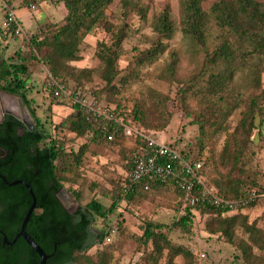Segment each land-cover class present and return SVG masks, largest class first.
<instances>
[{
	"label": "trees",
	"instance_id": "trees-1",
	"mask_svg": "<svg viewBox=\"0 0 264 264\" xmlns=\"http://www.w3.org/2000/svg\"><path fill=\"white\" fill-rule=\"evenodd\" d=\"M12 1L14 0H7L8 3ZM36 1L22 0L27 5ZM50 1L55 4L64 3L67 9L64 22H45L34 31L28 30L26 34L33 57L47 66L55 81L65 83L66 78L71 77L78 85L76 90H84L85 81L91 72L87 68L78 71L71 63L83 59L81 45L101 24L112 34L111 42L102 40L97 43L96 55L102 63L100 78L104 85L94 91V95L101 104L113 111L115 118L107 121L79 106H73L74 113L62 121L59 128L69 129L78 137L89 135L92 142L108 146L135 137L129 160L131 167L133 156L147 145L144 134L136 128L142 126L164 129L171 115L167 110L170 98L152 91L153 108L142 100L128 108L121 94L132 81L139 79L137 68L156 61L168 50L169 41L174 35L170 8L165 7L155 18L152 24L154 36L150 46L138 51L134 63L128 65L126 74L123 75L119 69V57L122 43L127 37L126 28L120 27L115 32L107 23V9L114 0ZM205 1L182 0L183 32L191 35L195 43L204 45L207 26L214 20L220 29L229 32L237 40H250V49L245 50L241 45L234 49L231 41L226 38L215 49L206 51L202 73L193 75L189 82L179 83L177 90L183 101L189 90L194 92L193 85L204 81L205 72L212 70L206 86L198 87L195 91L201 101L200 111L193 119L199 127L197 141L190 146L193 151L189 152L180 149L176 143L169 145L186 160L203 161V168L199 173L204 177L206 185L217 188L220 197L238 200L247 196L251 189L247 185L256 184V173L251 171L247 163L254 153V147L264 140V107L254 97L233 95L232 68L254 54H264V2L219 0L208 12L203 7ZM122 7L125 15L136 11L141 16H146L145 7L133 0H123ZM1 34L8 37L11 33L3 29ZM173 56L172 65L175 66L177 59L174 53ZM29 80L28 68L23 62L10 63L0 55V91L23 98L37 124V127L30 130L21 120L10 114L0 123V146L8 151L7 157L0 161L3 175L8 181L7 183L0 178V188H5L7 205L4 219H1L0 212V264H40L39 254L23 237L14 245L4 243V236L12 241L19 233L33 203V197L25 184L10 185L16 180L29 184L37 199L27 232L51 255L47 264H113L114 255L109 247L89 253L94 246L103 244L110 234V231H94L95 218L106 217L113 209H107L99 201L92 199L70 212L57 196L65 182L75 183L82 174L81 168L89 150V143L83 144L78 151L68 150L64 136L52 137L46 132L43 124L35 117V110L28 98V91L32 87ZM242 104L245 105V110L241 112L236 126L230 130L227 121ZM127 127L135 131L132 137L126 134ZM222 133H226V138L221 151L211 153L204 160L202 155L208 144ZM181 178L179 176L166 182H150L148 189H145V184L136 185L129 193H124L121 185L118 201L130 200L139 190L150 191L159 186H168L174 189L183 203V191L179 185ZM201 188V185L197 187ZM260 194L247 208L264 199V188L260 189ZM76 196L78 197L77 194ZM18 201L20 207L17 208ZM118 201L113 203V208ZM184 206L186 213L174 221L172 227L188 231L192 224V210L200 209L203 214L211 215L206 222L207 231L236 246L244 264H264V228L258 226L256 221H250L249 215L245 213L247 208L231 212L227 207L209 204ZM166 227L167 225L151 221L145 225L142 235L135 236L134 239L141 246H151L150 250H145V264H162L165 252L168 254L164 264H177L174 259L179 255L184 257V264H195L193 252L184 246H175L164 231ZM243 235H247V238Z\"/></svg>",
	"mask_w": 264,
	"mask_h": 264
},
{
	"label": "rangeland",
	"instance_id": "rangeland-1",
	"mask_svg": "<svg viewBox=\"0 0 264 264\" xmlns=\"http://www.w3.org/2000/svg\"><path fill=\"white\" fill-rule=\"evenodd\" d=\"M122 1L114 0L108 7L107 23L115 32L120 27L126 28L127 37L122 43L119 57V69L123 75L126 74L128 65L134 63L138 51L150 46L154 36L152 24L167 6L170 8L174 35L169 41L168 50L160 58L136 69L139 79L132 81L122 90L121 98L128 108L139 100L145 101L150 108H153L152 91L168 96L170 100L167 110L171 115L167 126L161 130L142 126L136 129L147 138L159 143H176L183 151H193L190 146L195 145L199 135V127L193 119L200 111L201 102L195 91L198 87L206 86L208 75L212 70L205 72L204 81L199 85H193L194 92L189 90L183 101L177 94L179 83L189 82L193 75L202 73L206 51L215 49L224 39L228 38L234 49L237 45H241L245 50L250 49V40H237L211 20L206 30V42L204 45H199L191 35L183 32L182 0H133L145 7L144 17L136 11L125 15ZM217 1L219 0H206L203 3L204 9L210 12L212 5ZM260 1L264 2V0ZM8 8L15 12L21 22L23 32L18 36L9 34L5 37L1 34ZM66 14L64 3L55 4L50 0H37L31 5L23 3L22 0H14L11 3L0 0V55L7 58L10 63L23 62L27 66L29 82L32 84L28 98L35 110V117L43 124L46 132L52 137L64 136L67 139L68 150L78 151L83 144L89 143V150L85 154L81 168L82 174L75 183L65 182L58 194L70 212H74L79 205H86L92 199H96L107 209H113L108 216L95 218L94 231L96 233L110 231V234L103 244L94 246L89 253L93 254L98 249L109 247L114 255L113 264H145V250H150L151 246L145 248L134 238L143 234L148 222L154 221L167 225L164 231L175 246H184L193 252L195 264H244L236 246L225 238L207 231L206 222L210 219V214H203L200 209H193L192 224L188 231L172 227L174 221L186 213L185 206L173 188L159 186L150 191L139 190L130 200L118 201L121 185L131 169L129 160L132 147L135 145V137L130 136L132 138L108 146L104 143L92 142L89 135L78 137L69 129L59 128L60 123L74 113L73 106L67 97L62 99L53 97L50 85L53 77L47 66L33 57L26 32L34 31L45 22L62 24ZM111 39V32L101 24L81 45L80 52L83 59L71 63L78 71L85 68L90 70L91 75L86 79L84 89L94 92L103 87L100 78L102 63L96 55V49L99 41L111 42ZM173 53L177 59L175 66L172 65ZM232 71L233 95L243 98L254 97L257 103L260 102L264 107V54L248 57L238 63V66L233 67ZM65 83L70 89H78V85L71 77H67ZM2 93L4 92L0 91V104ZM229 95L231 97V94ZM244 110L245 105L242 104L228 119L227 125L230 130L236 126ZM32 118L36 122L33 116ZM225 138L226 133L219 134L208 144L202 155L204 160L211 153L221 151ZM247 164L251 171L256 173V184L246 187L259 190L264 188V140L254 147V153ZM115 201H118V204L113 208ZM245 213L249 215L250 221H256L258 226L264 228V199L247 208ZM239 236L242 237L240 233ZM243 237L246 239L247 235ZM167 254L168 252H165L161 260L162 264L167 261ZM174 261L177 264H184L185 259L179 255Z\"/></svg>",
	"mask_w": 264,
	"mask_h": 264
},
{
	"label": "built area",
	"instance_id": "built-area-1",
	"mask_svg": "<svg viewBox=\"0 0 264 264\" xmlns=\"http://www.w3.org/2000/svg\"><path fill=\"white\" fill-rule=\"evenodd\" d=\"M4 29L7 33L15 36L23 32L19 18L10 8L7 10ZM50 85L55 99L67 97L72 106H79L96 117H102L107 121L115 118L113 111L101 104L93 91L89 89L73 90L67 84L57 82L54 79H51ZM134 132L132 128H126L127 135L131 136ZM144 137L147 140V145L132 158L130 172L122 183L124 193L133 191L136 185L145 184V189H148L150 182H166L181 176L179 185L183 191V204L191 207L209 204L224 206L231 212H236L240 208H247L261 196L259 189L251 188L247 196L238 200H227L220 197L217 188L206 185L204 177L199 173L203 168L202 160L191 162L186 160L171 145L159 143L145 135ZM200 185L202 188L197 189Z\"/></svg>",
	"mask_w": 264,
	"mask_h": 264
},
{
	"label": "water",
	"instance_id": "water-1",
	"mask_svg": "<svg viewBox=\"0 0 264 264\" xmlns=\"http://www.w3.org/2000/svg\"><path fill=\"white\" fill-rule=\"evenodd\" d=\"M5 114H10V115L15 116L16 118L21 120L25 124V126L27 128H29L30 130H33L35 128L36 122L33 120L32 116H31L32 114H31L27 104L25 103L24 99L21 97L17 98V96L11 95V94H8L5 92L1 94L0 123L4 121ZM7 154H8V151L0 146V155L5 156ZM6 182L8 183V181H6ZM19 183L25 184L26 187L29 189V191L33 197V203L30 206V208H29V210H28V212H27V214L23 220L21 229H20L19 233L17 234V237L14 240V242L19 237H23L26 240V242L33 248V250L39 254L40 264H47V261L51 257V255L47 254L45 252V250L27 232V225H28V222L31 218L33 211L36 209L37 199L35 197V194H34L32 188L30 187V185L25 183L24 181L16 180V181L10 183V185H16ZM61 190H62V188H61ZM57 196H58L59 200L61 201V203L63 204V206L66 208V205L60 199L59 195H57ZM5 240H6V243H10L7 237L5 238Z\"/></svg>",
	"mask_w": 264,
	"mask_h": 264
},
{
	"label": "flooded vegetation",
	"instance_id": "flooded-vegetation-1",
	"mask_svg": "<svg viewBox=\"0 0 264 264\" xmlns=\"http://www.w3.org/2000/svg\"><path fill=\"white\" fill-rule=\"evenodd\" d=\"M6 115H8V114H5V116ZM7 155H5V156L4 155H0V161H3L7 157ZM2 168H3V165L1 164L0 165V169H1L0 178H1V180H4L6 182L7 180L5 179V176L3 175V172H2L3 169ZM59 193H60V191L58 192V194ZM19 200H20V197H19ZM18 207H20V201H18V203H17V208ZM6 210H7V205H6V201H5V188L3 186H1V188H0V212H1V219H4ZM16 237H17V235H16ZM16 237L12 241H10L8 239L10 243H6V240H5L6 237L4 236V243L5 244H8V245H14V244L18 243V239L20 238L19 237L14 242V240L16 239Z\"/></svg>",
	"mask_w": 264,
	"mask_h": 264
}]
</instances>
